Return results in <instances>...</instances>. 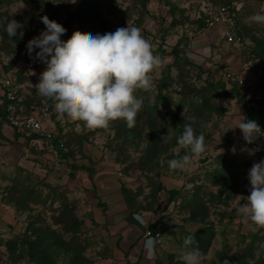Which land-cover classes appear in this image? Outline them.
Here are the masks:
<instances>
[{"label": "rangeland", "instance_id": "374dc122", "mask_svg": "<svg viewBox=\"0 0 264 264\" xmlns=\"http://www.w3.org/2000/svg\"><path fill=\"white\" fill-rule=\"evenodd\" d=\"M54 2L55 4L52 0H0V110L3 106L4 81L16 86L26 99L48 105L47 99L38 95L33 87L39 82V75L46 65L35 58V52L39 49H34L30 56L26 45L45 29L40 17L47 15L63 25L68 13L74 11L79 4V0L75 3L70 0ZM144 2V6L142 0H93V4H89L105 20L107 32L127 27L128 21L141 30L154 55L159 56L162 61L161 66L150 74V97L160 93V80L168 75L170 85L161 95H169V98L165 97L164 103H157L159 113L154 116L155 120H150L143 107L146 104L144 96L135 126L131 127L132 132L127 136L118 135L120 129L117 124H122L123 120L111 122L106 130H88L82 122L58 119L53 106L43 118H46V123L49 118L53 123L59 122L61 131L59 133L56 130V125L54 127L50 124L47 128L53 130L55 136L60 134L65 151L70 152L69 158L78 166L72 169L65 165L66 161L62 162L59 173L68 175L62 184L49 182L43 175L46 174L45 167H42L43 173L37 174L8 161L5 147L9 146L11 140H7V134L11 132L13 135L15 131L0 118V198L3 203L12 207L19 221L11 227L3 226L5 231L0 236V251H5V240L21 236L27 225L33 223L34 227L53 229L65 242H71L72 251L65 253L59 249L55 254L57 264H104L107 256L106 243L91 219L90 206L86 201V189L96 188L95 180H99L109 186L113 183L120 193L122 188L128 189L134 212L150 214L154 219L164 217L163 222L168 224L163 237L164 245L170 250L171 260L177 264H180L177 256L185 250L184 239L189 235L194 237L189 250L199 249L203 257L201 264H228L224 257L234 258L231 264H238V258L242 254L247 262L243 264H260L264 259V228H258L251 221L245 223L236 212L250 194L249 169L253 163L264 159V135L254 143L247 144L239 128L229 129L237 123L235 116L245 117L248 110L246 100L255 88L251 80L257 78L258 70L264 78V25L248 19L264 10V0ZM219 4L231 7L236 26L240 29L243 42L241 46L226 42L221 33L222 26L215 25L205 30L204 26H200L199 20L204 17L206 9ZM87 6L86 3L85 7ZM140 18L141 22H138ZM11 20L22 25L15 36L17 41L24 44L25 50L20 54L15 52L16 43L6 37L7 32L2 29ZM86 27L94 30L90 32L93 35L102 32L96 24H87ZM71 28L76 29L77 23L73 21ZM64 36H68L67 31L62 35V40H65ZM172 48L184 53L188 60L179 69L170 66L173 56L168 52ZM232 64L238 66L240 71L249 73V76H243L247 96L243 95L240 99L239 87L230 85L229 82L225 88L224 84H215L206 95L203 94L202 88H208V83L226 80L225 68ZM247 64L251 66L244 70ZM178 72L184 77L177 78ZM232 86L235 91L229 93ZM184 96L188 104L185 103L184 108L179 110L174 103ZM203 97L210 98L206 102L211 111L208 115L205 114L206 117L202 116L205 121H201L203 125H199L201 118L194 113L190 99L199 98L202 101ZM260 107L263 108L260 117L264 118V106L256 105L255 109ZM175 114L179 120L174 121ZM186 120L195 122L196 129L207 136L206 151L190 165L189 171L169 169L167 162L185 152L179 145L169 149L166 155H160L155 161L149 159L144 163L145 155L151 150L149 136L155 135L152 131L156 130L161 137L160 132H168V128L172 131L175 128L183 130V122ZM150 121L152 123L149 125ZM39 139L40 145L48 154L46 140ZM233 147L236 148L235 154L232 152ZM252 150L255 151L254 154H250ZM220 155H224V160L231 166V173L230 170L227 173H230V184H234V188L221 192V184H215L214 179L209 176L214 170L221 168ZM16 182V187L26 185L27 182L36 185V190L41 191L42 197L49 192L43 184H49L51 188L57 187V193L62 195L53 201L50 197L45 203H31L28 208H16L18 196L15 195L16 187L13 186ZM158 184L162 187L159 190ZM172 188L178 190V195L166 203L168 194L165 191ZM68 222L81 223L76 228V233L68 231ZM197 233L203 234L204 239L210 236V242L205 240L201 245L197 244ZM250 245L255 247L254 251L244 254V249ZM16 254L17 251L13 259L3 260L4 264H35L28 260L27 255L16 258Z\"/></svg>", "mask_w": 264, "mask_h": 264}, {"label": "clouds", "instance_id": "9594fccd", "mask_svg": "<svg viewBox=\"0 0 264 264\" xmlns=\"http://www.w3.org/2000/svg\"><path fill=\"white\" fill-rule=\"evenodd\" d=\"M52 2L55 4L54 0ZM40 19L45 29L29 40L26 48L30 56L34 49H39L35 58L46 68L33 87L38 95L54 102L57 118L82 122L88 130H106L117 120H123L129 128L134 127L143 106L135 93L151 91L150 74L162 64L141 30L128 21L127 27H118L115 32L93 35L77 30L70 38L62 40L67 30L61 23L47 15ZM248 19L264 25V10ZM20 28L22 25L18 21L11 20L6 22L5 31L12 38ZM235 128L241 130L247 144L264 135L255 120L240 118L229 129ZM172 137L173 131L168 128L161 141L168 143ZM177 143L185 154L169 160V169L187 172L206 151L205 136L203 133L197 135L192 124H185ZM232 152L236 153L235 147ZM248 180L250 194L236 212L245 223L251 221L258 228H264V159L253 163ZM193 242V236L185 237V250L177 256L180 264H201L203 257L199 249L189 250Z\"/></svg>", "mask_w": 264, "mask_h": 264}, {"label": "trees", "instance_id": "16d2710c", "mask_svg": "<svg viewBox=\"0 0 264 264\" xmlns=\"http://www.w3.org/2000/svg\"><path fill=\"white\" fill-rule=\"evenodd\" d=\"M90 1L91 2H88V0H79V4H78L77 8L74 11L68 13V16L65 19V23L63 24V26L66 27V30L68 32V36H64L65 40L70 38L71 35L73 34V32H75L77 30L82 31V32H87V33L94 31L90 27L85 28V25H87V24H96L98 27H100L102 32H99V34L108 33L107 32L108 27H107L105 20H103L100 17L97 10L94 7H92V5L89 4V3L93 4V0H90ZM144 1H146V0H142V6L145 5ZM86 3L89 7L88 6L85 7ZM219 5H223V4H219ZM224 5H228V4H224ZM203 18L199 20L200 21L199 24L201 27L204 26ZM73 21L77 23L76 29L71 28ZM138 22H141V18L138 19ZM2 29L4 30L5 27H3ZM6 37H9V36L6 34ZM10 39L16 43L15 52L17 54H20L23 50H25L23 42L17 41L16 37H14V38L12 37ZM164 53H165V51H164ZM168 53L173 56V61H172L170 66H174L177 69L181 68L182 64H186V62L188 61L185 57V54L180 53V51L176 48H172ZM179 77L183 78L184 76H182V74L178 72L177 78H179ZM169 80L170 79H169L168 75H164V78H161L160 85L158 86V91L160 93H158L154 97H150L152 95V93L149 91H137L135 93V96L138 99H141L142 101H143V97L145 96L146 104H144L143 107L145 108L146 116L150 120H155L156 118H154V116L156 115L157 112L159 113L157 103L158 102L164 103L163 102L164 98L165 97L169 98V95H166V96L161 95V92L164 91V89H167L169 87V85H170V83L168 82ZM227 82H229L230 85H235L234 83H232L231 81H228L227 79L226 80H220L218 82H213V83L210 82V83H208V86H207L208 88H206V87L202 88V92H203V94L207 93L212 87L215 86V84H221V85L224 84V88H225V86L227 87V85H226ZM233 91H235V90H234V87L232 86V88H230L229 93H232ZM238 97L240 99L243 98V96H241V95H239ZM184 98H185V96L179 98L174 103V104H176L177 109L180 110V109L184 108L185 103H187ZM207 100H210V98L203 97L202 101H199V98H195V100L190 99V101H192V107L195 109L194 113H196L199 116L198 118H201L199 121V125H203V122L205 121L204 118H202V116H205V114L208 115L209 112L211 111V108L207 105V102H206ZM37 103L30 101L29 99L25 98V105H27V106L30 104H37L40 106H45L39 102H37ZM47 103H48V105H47L48 109L50 110L54 106V102L50 99H47ZM262 110H263L262 107L255 109L254 106H251L247 110L245 115L250 120H255L260 125L261 129L264 130V118L260 117ZM158 115H160V114H158ZM0 118L5 121V99H4V97H3L2 110H0ZM175 120H179L177 114L174 115V121ZM201 121H203V122H201ZM151 123H152V121L149 122V125ZM183 123L184 124H192L197 135L201 133V132H199V130L196 129V123L193 122L192 120H186V122L184 121ZM183 123H181V124H183ZM55 124H56V130L60 133L61 127L59 125V122H55ZM197 125H198V121H197ZM117 127L120 129V132L118 134L119 136H121V134L124 136H127L130 132H132L131 131L132 128H129L125 122H122V124H120V125L117 124ZM152 132L155 135L149 136L151 150H150V152H148L145 155L144 163H147L149 159H150V161H155L156 158H158L160 155H166L169 149L173 148L174 146H177L178 145L177 137L183 132V130H179V129L175 128V130L173 131L174 132L173 137H172L171 141H169L168 143H163L161 141V137L157 134L156 130H155V132L154 131H152ZM164 133L166 134L167 132L164 130L160 132V134H162V135ZM16 135L21 136L18 133H16ZM205 137H207V136H205ZM33 138H39V137L36 135L25 137L26 141H29L30 139H33ZM53 143L59 149L60 155H61V158L63 159V161H66L70 168H72V169L77 168L78 166L76 164H74L72 162L73 160H71L69 158L71 155L70 152H67L64 150L65 144L63 142H61L60 134H56V136L53 139ZM182 154L184 155L185 152L184 153L182 152ZM218 157L220 158V164H222V166L219 170H216V171L214 170L215 172L213 171L209 176H210V178L214 179L215 184H221V187H222V189H220V192H221V191H224V190L229 189L231 187L234 188V184H230L231 181H230L229 175L231 173V166L229 165V163L226 160H224V155H220ZM87 169H88V171L92 172L91 168L87 167ZM19 170L23 172L22 168H19ZM228 171L230 173H227ZM29 180H30V178H29ZM17 185H18L17 182L13 183L14 187H16ZM35 186L31 185L30 182L29 183L27 182L26 185L20 184L18 187L14 188V191L16 192L15 195L18 196L17 204L15 206L16 208L17 207L28 208L31 203H34V204L45 203L48 199H50V197H51V200L53 201L62 195V194H60V192L57 193V191H56V189H58L57 187L51 188L49 184H43V186L48 188L49 192L45 193L44 197H42L41 191L36 190ZM157 188H158L157 190H159L162 187H161V185L158 184ZM121 191H122L121 193L123 196L122 198H123L124 203L126 204L128 209L133 211L132 201L130 198L131 197L130 191L126 188H122ZM165 192L168 194V198H167L166 203H169L170 201L175 199L176 196L178 195V190L173 189V188L170 190H166ZM218 196H219V194H218ZM68 223H69L68 231L69 232L72 231V233H76V228H78V226L81 224L80 222H72V223L68 222ZM152 231H151L152 233L156 232L155 230H152ZM195 238H196V243L199 245H201L202 242L205 240L209 243L210 239H211L210 236L207 239H204V235L201 233H197L195 235ZM3 245L5 246L4 254L6 255L7 260L13 259L12 257L15 255V253L17 251L16 258H21V257H23V255H27L28 260L30 262H34L35 264H57L55 259H54V256H55V254H57L59 249H62L63 252H65V253L72 251V247L70 246L71 242H69V241L65 242L63 239H61L58 236L57 232H55L53 229L34 227L33 223H30L27 225V228L25 229V231L23 232V234L21 236H14L10 239H7L3 242ZM254 249H255V247L253 245L247 246L246 249H244V254L247 255L249 252H253ZM249 257H251V255ZM224 259L226 260V263H228V264H231L234 261V258H225L224 257ZM238 261H240V262H238V264H243L246 262V260L243 257V254H242V256H240L238 258ZM260 264H264V259L260 262Z\"/></svg>", "mask_w": 264, "mask_h": 264}, {"label": "crops", "instance_id": "0c3cea01", "mask_svg": "<svg viewBox=\"0 0 264 264\" xmlns=\"http://www.w3.org/2000/svg\"><path fill=\"white\" fill-rule=\"evenodd\" d=\"M233 64L225 68L226 72L236 73L241 77L249 76L248 72L240 71L238 66ZM253 79L251 83L255 86L256 79ZM240 118H242L240 115L239 118L235 116V122ZM50 120L46 123V118L41 116V122L46 128L50 124L55 127V122ZM7 135L9 137L7 140H11L9 146L5 147L9 162L29 171L33 170L37 174L43 173L42 167H45L46 174L43 175L49 182L65 183L68 175H62L59 173L60 169L55 170L52 167L50 155L40 145L39 138L26 141L24 137L15 133L12 135L10 132ZM47 168L50 171H47ZM95 186L93 190L86 189V201L90 206L91 219L99 228L106 243L107 256L104 264H177L171 260L170 250L164 245L163 237L168 227V224L163 222L164 217L154 219L150 214L131 211L124 203L118 187L113 183L109 186L95 180ZM15 222L19 221L14 210L0 198V236H3L5 231L4 225L11 227ZM147 230L160 232L159 241L152 236H145ZM3 260H7L6 255L0 251V264H4Z\"/></svg>", "mask_w": 264, "mask_h": 264}, {"label": "built area", "instance_id": "2783aa9c", "mask_svg": "<svg viewBox=\"0 0 264 264\" xmlns=\"http://www.w3.org/2000/svg\"><path fill=\"white\" fill-rule=\"evenodd\" d=\"M204 13V27L203 30L219 25L223 27L222 34L229 44L234 46L242 45V38L240 31L236 26L235 16L228 5H213L206 9ZM251 64H247L244 70L249 68ZM255 88L251 91L250 96L246 100V107L249 109L251 106L260 105L264 106V78L260 70L256 73ZM226 79L231 81L239 87L240 95L245 94V87L243 86V77L236 73H226ZM3 97L5 99V121L11 128L21 136L36 135L39 138L46 140V148L50 155L52 167L59 170L62 166L63 159L61 158L60 151L53 143L55 132L46 128L41 122V116L49 113L47 106H40L37 104L25 105V97L16 86L9 84L8 81L3 82ZM250 120L246 115L245 117ZM65 150V148H64ZM145 236H152L155 240L159 241L160 232L152 233L150 230L145 232Z\"/></svg>", "mask_w": 264, "mask_h": 264}]
</instances>
